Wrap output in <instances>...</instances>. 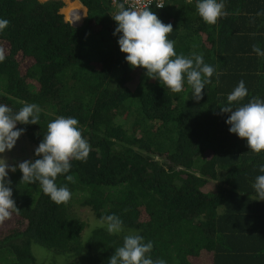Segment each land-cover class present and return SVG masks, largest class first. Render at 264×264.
Wrapping results in <instances>:
<instances>
[{"label": "trees", "instance_id": "obj_1", "mask_svg": "<svg viewBox=\"0 0 264 264\" xmlns=\"http://www.w3.org/2000/svg\"><path fill=\"white\" fill-rule=\"evenodd\" d=\"M80 2L87 16L74 25L63 0H0L10 21L0 32V103L40 107L39 124L17 125L36 147L61 116L76 118L90 145L86 161L71 162L74 182L57 178L72 193L67 204L21 181L18 168L9 172L18 209L0 232V264H107L130 233L166 264H264V201L252 187L264 153L220 114L241 80V103L264 99V57L252 50H264V0H224L229 15L216 25L202 20L196 0L149 8L172 25L177 54H202L219 73L198 102L186 83L172 93L126 62L113 35L121 2ZM84 208L101 220L119 216L123 231L95 227L84 239Z\"/></svg>", "mask_w": 264, "mask_h": 264}, {"label": "clouds", "instance_id": "obj_2", "mask_svg": "<svg viewBox=\"0 0 264 264\" xmlns=\"http://www.w3.org/2000/svg\"><path fill=\"white\" fill-rule=\"evenodd\" d=\"M156 7L163 8L164 5L158 3ZM196 10L208 25H216L218 19L229 15L224 0H196ZM112 18L117 23L113 35L118 37V45L120 51L126 54V62L132 69H145L148 78L158 80L170 92L181 93L186 83L191 88V99L198 102L203 99L204 89L212 83L214 74L219 79V73L212 65L205 63L202 54H177L175 42L168 38L173 31L172 25L162 22L149 8L134 9L121 5ZM9 24V20L0 18V32L7 29ZM252 50L259 57H264V50L259 46L253 45ZM4 59L3 50H0V62ZM247 96L248 89L241 80L227 95V103L220 106V114H230L225 121L230 126L229 132L245 139L252 152L261 154L264 153V99L256 97L241 103ZM40 113L41 109L36 104H25L14 111L0 103V154L16 146L24 132L17 125L39 124ZM78 124L76 118L63 116L49 122L47 133L35 149L36 157H40L38 159L10 165L0 157V223L18 209L9 178V172L14 173L17 168L22 173L21 181L26 184L38 183L42 192L54 203L59 205L70 201L72 193L69 188L66 185L58 186L56 181L58 176L64 175L67 181L74 182L72 175H66L72 167L71 162L86 161L89 156L90 145L82 137ZM259 172L261 174L256 176L252 187L257 200L264 201V164L259 166ZM97 219L102 222L98 227L106 228L110 234L123 231V221L115 214ZM91 232L84 235L83 231L84 239ZM153 247V243L146 242L140 234L124 235L122 246L115 249L107 264H166L163 259L152 258Z\"/></svg>", "mask_w": 264, "mask_h": 264}, {"label": "rangeland", "instance_id": "obj_3", "mask_svg": "<svg viewBox=\"0 0 264 264\" xmlns=\"http://www.w3.org/2000/svg\"><path fill=\"white\" fill-rule=\"evenodd\" d=\"M41 1H47V0H41ZM65 2V7L63 8V13L67 17V19H70V16L75 21L83 22V20L86 18L87 12H85L81 5L79 4L78 0H63ZM69 13V14H68ZM70 15V16H69ZM79 20H76L79 18ZM36 146L33 145V143L28 140L26 137L21 136L19 140L17 141L16 146L13 150L6 152L4 154H0V157L6 159V161L10 165H18L19 162L25 161V160H31L32 157H34ZM79 217L85 220L89 225H87L84 229V235L86 232L93 231L95 227H98L101 221L97 219V216L89 209L84 208L82 211H80ZM15 225V218L11 214L10 218L5 220L3 223H0V232L11 228Z\"/></svg>", "mask_w": 264, "mask_h": 264}, {"label": "built area", "instance_id": "obj_4", "mask_svg": "<svg viewBox=\"0 0 264 264\" xmlns=\"http://www.w3.org/2000/svg\"><path fill=\"white\" fill-rule=\"evenodd\" d=\"M114 1L121 2L125 8L142 9L144 7H147V8L156 7L158 3H162L165 7V5L172 0H114ZM190 1H193V0H190ZM163 8H158V9H163Z\"/></svg>", "mask_w": 264, "mask_h": 264}, {"label": "water", "instance_id": "obj_5", "mask_svg": "<svg viewBox=\"0 0 264 264\" xmlns=\"http://www.w3.org/2000/svg\"><path fill=\"white\" fill-rule=\"evenodd\" d=\"M74 25H79V24H81L82 22H78V21H75V20H73L71 17H70V19H69Z\"/></svg>", "mask_w": 264, "mask_h": 264}, {"label": "crops", "instance_id": "obj_6", "mask_svg": "<svg viewBox=\"0 0 264 264\" xmlns=\"http://www.w3.org/2000/svg\"><path fill=\"white\" fill-rule=\"evenodd\" d=\"M78 2H79V4L81 5V8L85 11V12H87V9H86V7H84L83 5H82V3L80 2V0H78ZM69 14V13H68ZM87 15V14H86ZM70 16V15H69ZM71 17V16H70Z\"/></svg>", "mask_w": 264, "mask_h": 264}]
</instances>
